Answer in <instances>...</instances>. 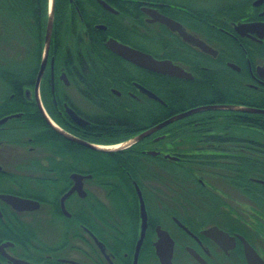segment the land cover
<instances>
[{"label": "flooded vegetation", "instance_id": "af4514ba", "mask_svg": "<svg viewBox=\"0 0 264 264\" xmlns=\"http://www.w3.org/2000/svg\"><path fill=\"white\" fill-rule=\"evenodd\" d=\"M263 27L264 0H54L47 60L39 78L44 35L38 47L37 36L19 34L22 28L16 31L5 20L0 21V264H134L142 225L134 183L146 212L136 264H160L154 249L158 226L174 242L172 264H199L188 249L207 264H247L238 236L264 262V180L251 178L253 186L247 189L242 184V190L199 180L201 189H184L189 195L182 198L174 197L178 190L163 180H143L139 185L125 173L134 193L128 196L117 174L110 180L103 179L101 163L95 166V179L87 172L82 154L72 164L71 149L84 146L63 135L97 144L99 138L88 130L107 101L97 95L93 98L91 93L102 89L108 92L107 98L126 100L127 121L139 126L136 108L142 116L150 113L152 102L165 110L169 105L164 98L176 106L170 100L168 80L177 84L206 83L224 98L232 93L239 102L201 106L240 104L264 110ZM109 40L155 60H169L191 77L182 79L136 67L111 52L106 47ZM194 40L202 41L208 51L190 42ZM95 47L100 51H94ZM92 59L98 60L100 71L94 78L96 84L89 76L93 74ZM136 84L163 103L147 97ZM174 91L181 92L179 88ZM92 99L97 100L93 103ZM71 112L84 123L74 120ZM206 112L215 114L193 120L210 124L207 133L202 134L208 139L207 155L212 162H225L211 168L264 171V114L242 112V123L245 118L250 123L235 125L230 131L225 122L235 120V116L219 114L224 111ZM139 127L137 134L151 128ZM160 131L149 136L154 143L165 138ZM127 151L144 156L142 160H171L166 156L181 154L155 146ZM163 168L158 169L160 177L164 176ZM72 174L82 176L80 189L67 195L75 184ZM6 198L29 205L21 208ZM233 198L251 204V223L242 217L240 231L230 233L215 224L201 223L209 216L224 222L233 218L225 205L218 207ZM87 219L93 220L94 230L84 225ZM152 219H167L176 233L153 224ZM211 227L227 232L235 238V244L223 248L202 234Z\"/></svg>", "mask_w": 264, "mask_h": 264}, {"label": "trees", "instance_id": "16d2710c", "mask_svg": "<svg viewBox=\"0 0 264 264\" xmlns=\"http://www.w3.org/2000/svg\"><path fill=\"white\" fill-rule=\"evenodd\" d=\"M46 18L47 0H0V21L5 20L9 27H13L16 31L22 28L23 32L19 34L27 35L28 37L31 35L37 36L38 47H40L44 35ZM94 51L98 52L100 49L98 50L97 47H95ZM97 61L96 59H92L90 68H92L91 73H93V76L89 75L95 84L96 81H94V78L100 74L96 65ZM125 78L130 80L128 75H126ZM119 86L118 84L113 85V87L117 89ZM167 87L171 94L170 100L171 102L175 101L177 103L176 106H172L169 100L164 98L169 105L165 110L152 102L150 104V113L142 116L136 108L137 113L135 114V120L136 123L139 122V126H142L143 129L171 117L173 113L178 111L188 110L205 104L239 103L238 101L235 102L236 100L231 96L232 93H230L231 95L226 93V97L224 98L216 91H213L210 85L206 83L187 84L181 82L177 84L174 81L168 80ZM178 88L181 92L174 91V89L177 90ZM153 91L160 96L162 94L156 89H153ZM107 94L108 92H105V89L100 91L95 90L91 93L92 97L97 95L107 101L106 104L104 103L102 105L101 116L95 117V122L88 130L93 137L99 138V140H95L99 145L119 144L129 140L141 131V129H138L141 127L138 125L132 126L127 121V117H129L127 110L129 106L126 100L115 96L107 98ZM96 100L92 99V102L95 103ZM211 114L215 113H198L193 117L174 122L159 132L165 135V138L161 141L154 143L151 140L152 137H147L130 147L131 149L133 148V150H137L149 149L155 146L158 150H168L171 152L181 151L180 155H175L178 158L176 161L155 160L152 157H145L146 160H142L141 158L144 156L136 152L131 153L127 151L130 148L115 152H99L77 146V148L80 149H71L73 158L71 163L75 164L78 162L79 154H82L84 162L88 167L87 172L92 174V179L96 177L95 166L101 163L103 179L110 180L112 176L117 174L120 187L124 190V194L128 196H133L134 193L125 173H128L130 178L139 185L143 180L157 182L163 180L169 187L178 190V192L173 195L174 197L177 196L182 198L189 195L188 193H184V189L188 191L201 189L199 180L204 183H211L212 181L224 183L241 190L242 184H245L247 189L253 186L250 182L251 178L264 180V171H219L211 168L214 165H225V162H212L211 158L207 155L208 139L202 134L207 133L210 124L205 120L201 121L200 124H196L193 120L194 117L200 118ZM219 114L236 117L235 120L229 118V120L225 122L227 129H230V131L233 130L232 127L235 125L238 127L240 126L239 124L246 125V123H250V120L247 118L243 120L245 123H242V113L239 112L224 111ZM128 137L129 139H127ZM235 162L238 163L239 160L236 159ZM147 165H150L151 168H148ZM154 165L156 170L153 168ZM162 166L164 167V176L160 177L158 169ZM139 168H141V171ZM154 190L159 192L158 188H154ZM224 205L223 203H219L218 207ZM152 221L153 224L156 223L162 225L164 228L166 227L160 220L152 219ZM181 221L186 223V220L183 218H181ZM201 223L203 225L215 224L229 233L232 231H240L241 229V225L235 223V220L232 218L224 222L226 225L218 223L216 218L210 216L203 219ZM84 225L88 229L94 230L92 219H87Z\"/></svg>", "mask_w": 264, "mask_h": 264}, {"label": "water", "instance_id": "95a60500", "mask_svg": "<svg viewBox=\"0 0 264 264\" xmlns=\"http://www.w3.org/2000/svg\"><path fill=\"white\" fill-rule=\"evenodd\" d=\"M53 19H54V0H48L47 3V18H46V25H45V34H44V41H43V55H42V63L40 66L39 70V78L41 77V74L44 71L45 68V63L47 60V52L49 49V43H50V38H51V33H52V26H53ZM172 28V27H171ZM173 29V28H172ZM262 31L264 33V27L262 28ZM192 44L197 45L201 50L203 51H208L206 48L207 46L200 40H194L190 41ZM106 47L113 53L117 54L121 58H123L125 61L135 65L136 67L158 73V74H163V75H168V76H173L177 78H182V79H189L191 76L186 73L182 68L179 66H176L172 64L171 61L169 60H155L150 56L149 54L140 52L138 50L132 49L128 46H125L123 44H120L114 40H109L106 43ZM213 50L210 49V52ZM136 87L142 91L147 97H149L152 100L155 101H160L163 103L154 93L151 91L139 86L136 84ZM115 93L118 94V92L115 91ZM41 111L42 108L40 107ZM206 111H232V112H245V113H257V114H264V110H257V109H250V108H245L242 107V105H234V104H219V105H208V106H201V107H196L190 110H187L185 112L179 113L177 115H174L170 118L165 119L164 121L158 123L157 125L135 135L134 137L130 138L129 140L112 145V146H107V145H98V144H92L86 141L78 140L74 138L73 136L63 134L61 131L56 130L60 133H62L66 138L84 146L92 150H96L99 152H115V151H121L127 148L132 147L133 145L139 143L143 139L151 136L152 134L160 131L161 129L165 128L166 126L179 121L183 118H186L188 116L201 113V112H206ZM43 113V112H42ZM71 116L74 118L79 123H84L83 120L79 119L76 117V115L71 112ZM43 115L46 118V115L43 113ZM49 122V120L47 119ZM56 129V128H55ZM149 155H156L157 153L154 152H148ZM166 158H170L171 160H177L176 157H169L166 156ZM72 180L75 182L74 186L72 187L71 191L67 194L69 195L72 193L74 190H79L80 189V182L82 180V176L78 174H72ZM135 188H136V193L138 197L140 198V203H141V217H142V225H141V235L140 238L137 242L136 250L134 253V264L137 263L138 259V253L141 245V241L143 238L144 231L146 229V212L143 207V202L141 200V193L134 183ZM65 198V197H64ZM6 201L13 204V205H19L21 208L23 206L29 205L28 202L26 201H21V204L19 202H14L12 199L6 198ZM19 207V208H20ZM180 225V224H179ZM185 228L184 226H182ZM202 234L213 240L216 244L219 246H222L223 248L224 245H228L231 248L235 244V238L230 236L227 232L217 228V227H211L208 228L204 231H202ZM156 237L157 240L154 242V249H155V254L156 257L158 258V261L160 264H172V253H173V246L174 242L171 239L170 235L166 230H163L159 226L156 227ZM241 242L244 245V251H245V256H246V261L247 264H264L262 259L256 254V252L253 250L252 247L249 246V244L241 237L238 236ZM189 253L196 259V261L199 264H207L204 260H202L193 250L188 249Z\"/></svg>", "mask_w": 264, "mask_h": 264}, {"label": "rangeland", "instance_id": "374dc122", "mask_svg": "<svg viewBox=\"0 0 264 264\" xmlns=\"http://www.w3.org/2000/svg\"><path fill=\"white\" fill-rule=\"evenodd\" d=\"M87 113H89V112H87ZM216 186H218L217 188L222 187L219 184H216ZM225 206L227 207V208H225L226 209L225 211L229 212V214L232 215V217H233L232 219L235 220V223L240 224L241 228H242V217L246 221H248V223H251V221L248 218L249 216H251V212H250V210H252L251 204L246 203V202L242 203V199L234 200V198H233L229 202H227V203L225 202ZM230 209H232L233 211H236V213H238L240 216L232 214L233 212H231ZM162 223L166 226V228L169 230V232H171L172 234L176 233V230H174L173 226L170 224V222L167 219H162ZM218 223H221L222 225H226V223H224L222 220H218Z\"/></svg>", "mask_w": 264, "mask_h": 264}, {"label": "bare ground", "instance_id": "6f19581e", "mask_svg": "<svg viewBox=\"0 0 264 264\" xmlns=\"http://www.w3.org/2000/svg\"><path fill=\"white\" fill-rule=\"evenodd\" d=\"M177 122V121H176Z\"/></svg>", "mask_w": 264, "mask_h": 264}]
</instances>
